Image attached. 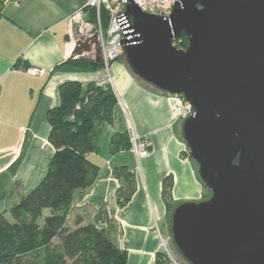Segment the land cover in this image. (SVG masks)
<instances>
[{
	"label": "water",
	"instance_id": "95a60500",
	"mask_svg": "<svg viewBox=\"0 0 264 264\" xmlns=\"http://www.w3.org/2000/svg\"><path fill=\"white\" fill-rule=\"evenodd\" d=\"M125 11L132 75L194 111L181 135L210 196L173 207L174 250L185 264H264V0H176L168 17L129 1ZM91 45L100 61L96 36L74 52Z\"/></svg>",
	"mask_w": 264,
	"mask_h": 264
},
{
	"label": "crops",
	"instance_id": "0c3cea01",
	"mask_svg": "<svg viewBox=\"0 0 264 264\" xmlns=\"http://www.w3.org/2000/svg\"><path fill=\"white\" fill-rule=\"evenodd\" d=\"M87 1L7 0L1 6L0 214L45 176L54 153L46 114L59 104V86L70 81L86 86L105 76L103 69L80 71L65 64L76 38L72 17L81 11L84 16ZM24 65L42 73L32 76L18 69ZM109 73L117 104L112 122L101 127L97 151L87 155L98 174L89 188L74 193L70 219L81 215L108 230L126 252V264H156L158 232L170 239L163 180L172 178V206L201 201L205 189L195 165L184 156L182 120L172 113L168 96L142 84L123 60L114 61ZM130 126L140 140L148 141L147 157L137 160L130 149L110 151L112 136L128 132ZM120 166L129 167L136 183L123 207L116 201L120 182L113 176Z\"/></svg>",
	"mask_w": 264,
	"mask_h": 264
},
{
	"label": "trees",
	"instance_id": "16d2710c",
	"mask_svg": "<svg viewBox=\"0 0 264 264\" xmlns=\"http://www.w3.org/2000/svg\"><path fill=\"white\" fill-rule=\"evenodd\" d=\"M85 13L95 34V10L88 8ZM107 26L108 17L103 12L102 28L105 30ZM177 40H181L184 49L187 47L184 35ZM87 53V56L73 54L65 64L80 71L102 69L96 49ZM58 93L59 104L46 114L50 128L48 142L54 153L45 176L6 212L8 216L5 212L0 214V264H126V252L108 230L97 228L81 215L69 223L74 193L89 188L98 174L99 168L88 161L87 155L97 151L101 127L112 122L117 98L110 86L99 87L95 82L86 86L77 81L65 82ZM109 147L111 152L129 150L128 133L113 135ZM184 156L190 158L189 153ZM113 176L120 182L116 201L123 207L135 191V178L127 166L115 168ZM171 186L172 178L168 176L162 182L168 221L174 207L169 203ZM203 187L210 196V191ZM208 197L205 195L202 200ZM156 264L161 263L156 260Z\"/></svg>",
	"mask_w": 264,
	"mask_h": 264
},
{
	"label": "built area",
	"instance_id": "2783aa9c",
	"mask_svg": "<svg viewBox=\"0 0 264 264\" xmlns=\"http://www.w3.org/2000/svg\"><path fill=\"white\" fill-rule=\"evenodd\" d=\"M7 0H0L1 6ZM129 1H132L145 14L168 17L176 0H88L86 9H94L96 14V37L100 50V60L105 72L104 78L97 82V86L105 87L111 85L110 66L122 56V40L127 35L130 38L132 29V18L126 14L125 8ZM84 12V11H83ZM106 13L108 17L107 29L102 28V14ZM82 11L73 15L72 20L79 24L82 20ZM80 26V25H79ZM89 32V31H88ZM179 39V38H178ZM173 46L178 50H183L181 40H173ZM28 74L36 76L42 73L41 70L28 67L25 70ZM171 110L174 116L179 120L194 114L193 109L177 95H168ZM130 150L136 159H142L148 156L149 143L146 140H140L134 133L132 127H129ZM159 248L156 260L161 264H182L179 257H176L169 250L170 239L164 238L159 232Z\"/></svg>",
	"mask_w": 264,
	"mask_h": 264
},
{
	"label": "rangeland",
	"instance_id": "374dc122",
	"mask_svg": "<svg viewBox=\"0 0 264 264\" xmlns=\"http://www.w3.org/2000/svg\"><path fill=\"white\" fill-rule=\"evenodd\" d=\"M86 16H87V14L86 13H84V16H83V20H81V22L76 26L75 25V27H74V29H75V42H74V49H73V51H72V55L74 54H76L75 52H74V50H75V48H76V46H77V43L78 42H84L86 39H89V38H92L93 36H96L95 34H94V28L92 27V26H90L89 24H87V21H86ZM80 25V26H79ZM95 28H96V25H95ZM88 31L90 32V34L88 33ZM94 34V35H93ZM84 38H86L85 40H84ZM96 40H97V37H96ZM98 48H99V46H98ZM92 49H96L95 48V45H91V50ZM87 52H82L81 53V55H86L87 56V54H86ZM123 58L122 57H120V59H118V60H122ZM141 83L142 84H144V85H146L145 83H143L142 81H141ZM147 87H149L150 89H152L153 91H156V90H154V88H152V87H150V86H148V85H146ZM168 96V95H167ZM128 133V135H129V132H127ZM131 147V146H130ZM186 148V147H185ZM186 152H185V155H187L189 152H188V149L186 148V150H185ZM205 191V195L208 197L209 196V194H208V192H207V190L205 189L204 190ZM5 214V213H4ZM6 216H8V213H6L5 214ZM71 220L72 219H70L69 218V223H71L72 224V222H71ZM169 250L172 252V254L174 255V256H176V257H179V255L176 253V251L174 250V248H173V246H172V244L170 243V245H169ZM182 262V261H181Z\"/></svg>",
	"mask_w": 264,
	"mask_h": 264
}]
</instances>
